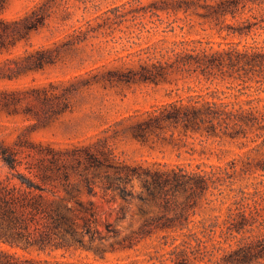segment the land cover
Instances as JSON below:
<instances>
[{"label": "trees", "instance_id": "16d2710c", "mask_svg": "<svg viewBox=\"0 0 264 264\" xmlns=\"http://www.w3.org/2000/svg\"><path fill=\"white\" fill-rule=\"evenodd\" d=\"M7 3L0 0V56L43 29L56 0H42L12 19L2 16ZM131 7L125 12L111 9V26L131 14V21L141 20L144 26L148 13L174 17L168 22L172 26L184 15L208 24L224 42L215 47V41L197 38L150 45L135 54L146 55L138 68L118 70L111 80L162 85L196 79L226 88L197 92L189 87L185 96L131 115L125 132L145 144L180 147L178 133L250 147L226 165L202 162L190 170L182 164L145 167L120 162L106 139L67 150L45 148L24 137L14 145L0 143V160L16 172L13 178H0V264H90L71 257L80 251L105 259L116 251L96 226V203L79 199L82 188L90 196L100 188L121 198L125 205L118 220L125 219L133 205L138 207L143 219L118 242L119 248L131 250L150 241L151 250L129 264H264V180L234 187L239 178L264 173V42L243 43V38L264 30V0H155ZM76 30L80 35L90 31L83 26ZM26 53L15 62L16 69L12 60L0 61V80H13L53 62L48 51ZM21 96L20 89L0 90V115L20 114ZM37 98L43 106L50 102L47 95ZM32 112L40 121V114ZM206 140L200 155L221 158L229 152L211 148ZM204 206L206 216L199 213ZM106 230L119 236L110 223Z\"/></svg>", "mask_w": 264, "mask_h": 264}, {"label": "rangeland", "instance_id": "374dc122", "mask_svg": "<svg viewBox=\"0 0 264 264\" xmlns=\"http://www.w3.org/2000/svg\"><path fill=\"white\" fill-rule=\"evenodd\" d=\"M42 0H8L2 16L7 19L16 18ZM155 0H56L52 16L47 25L31 35L28 41H22L10 53L0 56V61L10 59L11 66L17 68L15 62H21L30 51L41 49L48 51L52 63L44 69L28 72L13 80H0V90H21L22 103L20 114L8 117L0 115V143L14 145L20 138H26L45 148L67 150L91 144L98 139H106L108 145L120 162L145 167H157L159 163L175 165L182 164L188 169H196L202 162L208 165H226L234 158H241L242 152L250 146L222 144L215 139L206 140L200 134L178 135L179 146L168 143L145 144L130 137L125 131L130 124L127 121L137 111L149 109L155 104L171 101L178 95H187L191 87L197 92L211 89H225L226 85L210 84L196 79L175 80L172 84L155 85L151 83H120L113 79L118 70L138 68L139 59L146 55L135 56L143 48L153 44H169L174 40L205 38L218 43L224 42L222 37L211 30L208 24H202L198 19L188 20L180 15V20L168 25L174 17L161 13L160 17L145 15L142 20L127 21L111 26L113 13L111 9L121 7L125 12L131 5L147 6ZM68 9L69 13L64 10ZM87 35H80L78 27ZM86 37V38H85ZM230 37L228 40H239ZM264 42V30L258 35L243 38L244 42ZM224 46V44H223ZM7 64H10V62ZM50 98L49 104L43 106L37 97ZM264 95V93H263ZM40 114L38 121L33 112ZM206 140L211 147L221 146L228 150L219 158L216 154L200 155L202 144ZM196 149L197 154L191 156L188 152ZM181 154L179 157L178 155ZM23 173L28 172L21 167ZM15 171L9 169L0 160V178H13ZM264 173L257 172L255 176L241 181L237 180L236 189L264 180ZM14 182H18L15 178ZM97 195H88L82 188L79 199L93 200L98 213L96 226L110 237L111 249L105 259L88 252H77L71 260H83L90 264H129L133 259L143 258L146 251L151 250L150 241L142 243L131 250H122L118 242L138 229L143 217L138 207L133 205L127 217L118 220L119 209L125 205L119 197L111 192L105 194L97 188ZM64 196V195H61ZM228 201V200H227ZM199 209L202 216L209 214ZM153 208H148V214ZM202 216H198L200 219ZM106 223L116 229L119 236L109 234ZM97 242L94 244L96 245ZM58 257L61 253H56Z\"/></svg>", "mask_w": 264, "mask_h": 264}]
</instances>
